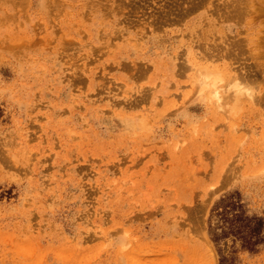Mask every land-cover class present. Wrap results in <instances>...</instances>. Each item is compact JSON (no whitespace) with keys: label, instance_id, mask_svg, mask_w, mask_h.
Wrapping results in <instances>:
<instances>
[{"label":"rangeland","instance_id":"rangeland-1","mask_svg":"<svg viewBox=\"0 0 264 264\" xmlns=\"http://www.w3.org/2000/svg\"><path fill=\"white\" fill-rule=\"evenodd\" d=\"M0 264H264V0H0Z\"/></svg>","mask_w":264,"mask_h":264},{"label":"bare ground","instance_id":"bare-ground-1","mask_svg":"<svg viewBox=\"0 0 264 264\" xmlns=\"http://www.w3.org/2000/svg\"><path fill=\"white\" fill-rule=\"evenodd\" d=\"M235 1H236V0H235ZM237 5H239V1H238L236 4H234V5H233V6H234V8H236V6H237ZM218 54H220V53H217L216 55H218ZM217 92H218V95H223L222 93H221V94H219V91H217ZM220 98L222 99V97H221V96H220ZM220 98H219V99H220ZM221 99H220V100H221Z\"/></svg>","mask_w":264,"mask_h":264}]
</instances>
